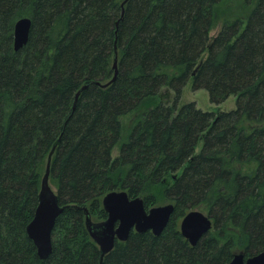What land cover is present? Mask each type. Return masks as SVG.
Here are the masks:
<instances>
[{
  "label": "trees",
  "instance_id": "trees-1",
  "mask_svg": "<svg viewBox=\"0 0 264 264\" xmlns=\"http://www.w3.org/2000/svg\"><path fill=\"white\" fill-rule=\"evenodd\" d=\"M125 1L0 0V264H100L86 217L107 219L113 191L175 211L161 236L133 231L103 264H229L264 252V0H241L252 10L212 40L224 0ZM21 18L32 28L16 51ZM190 79L213 104L235 96L237 108L180 105ZM164 87L174 103L148 109L113 158L123 117ZM53 149L64 211L42 260L27 227ZM198 209L213 228L192 246L180 222Z\"/></svg>",
  "mask_w": 264,
  "mask_h": 264
},
{
  "label": "water",
  "instance_id": "water-1",
  "mask_svg": "<svg viewBox=\"0 0 264 264\" xmlns=\"http://www.w3.org/2000/svg\"><path fill=\"white\" fill-rule=\"evenodd\" d=\"M128 1L123 3V8ZM31 28L32 20L29 18H21L16 23L14 30L16 51L28 43ZM118 59L119 53L116 42L113 64L115 75L111 82L117 79ZM86 88L87 86H84L79 91L77 99ZM54 152L55 149L49 154L39 194V204L32 222L27 227L28 236L34 241L42 260L48 259L53 252V230L58 217L64 211V207L60 205L57 192L51 186L50 181ZM103 208L108 214L104 221L94 222L89 212L86 217L87 230L100 247V264H103L105 257L114 250L116 242L128 241L133 231L140 234L151 231L156 237L161 236L168 227L175 211L173 203L147 208L142 197L131 198L125 191H113L105 195ZM212 228L213 222L210 217L199 210L189 212L180 223L181 234L192 246H196ZM229 264H264V252L252 257H246L243 253L236 254Z\"/></svg>",
  "mask_w": 264,
  "mask_h": 264
},
{
  "label": "rangeland",
  "instance_id": "rangeland-1",
  "mask_svg": "<svg viewBox=\"0 0 264 264\" xmlns=\"http://www.w3.org/2000/svg\"><path fill=\"white\" fill-rule=\"evenodd\" d=\"M256 2V0H255ZM254 2V3H255ZM254 3L251 6L245 5L241 0H224L221 7H219V20L218 24L214 30H212L210 37L211 40L219 33L222 24L227 20H233L238 16L245 17L249 14L252 10ZM169 92V93H168ZM175 94L174 92L168 88H162L161 92L159 93L158 97L155 99H150L151 101L146 102L144 106L138 112L129 113L123 117V125H124V132L123 138L120 143L114 148L113 150V158H116L120 154L121 146L124 142L128 140L129 134L133 129L135 123L150 109L154 104L157 103H164L166 105H172L174 103ZM196 102V105L199 109L205 112H230L237 108V98L235 96L229 97L224 103L220 105L213 104L210 100V95L207 90H194L193 88V80L190 79L188 83L182 90V95L180 99V105L186 103ZM203 143L201 142L197 148L199 151L202 148ZM169 180L171 181L172 178L170 177ZM53 189L56 191V188L52 185ZM168 204H172L170 201H166L163 198H160V202L157 206H166ZM199 211L207 213L204 209H198Z\"/></svg>",
  "mask_w": 264,
  "mask_h": 264
},
{
  "label": "bare ground",
  "instance_id": "bare-ground-1",
  "mask_svg": "<svg viewBox=\"0 0 264 264\" xmlns=\"http://www.w3.org/2000/svg\"><path fill=\"white\" fill-rule=\"evenodd\" d=\"M104 78V77H103ZM169 93V92H168Z\"/></svg>",
  "mask_w": 264,
  "mask_h": 264
}]
</instances>
